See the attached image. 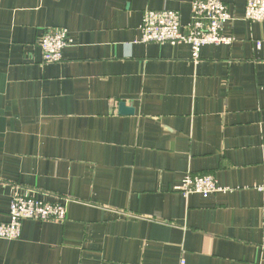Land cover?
Returning <instances> with one entry per match:
<instances>
[{
    "label": "crops",
    "instance_id": "obj_1",
    "mask_svg": "<svg viewBox=\"0 0 264 264\" xmlns=\"http://www.w3.org/2000/svg\"><path fill=\"white\" fill-rule=\"evenodd\" d=\"M192 0H0V222L13 192L66 199L0 264H264V22L221 0L229 44L142 43L146 9ZM72 43L43 63L38 37ZM132 108V113H123ZM190 173L223 190L184 197Z\"/></svg>",
    "mask_w": 264,
    "mask_h": 264
},
{
    "label": "built area",
    "instance_id": "obj_2",
    "mask_svg": "<svg viewBox=\"0 0 264 264\" xmlns=\"http://www.w3.org/2000/svg\"><path fill=\"white\" fill-rule=\"evenodd\" d=\"M243 17L249 22H264V0H245ZM232 16L228 6L221 0H192L189 19L180 20L176 10L146 9L142 12L140 24V42L170 44L185 43L191 50V59L200 58V48L206 44H229L231 36L223 34L225 22ZM43 63L59 62L63 49L72 43V38L63 27L44 29L38 37ZM184 197L191 193L208 196L223 190L211 173H190L182 177L174 188ZM264 191V184L259 187ZM66 199L47 201L37 196L36 192L21 193L15 190L11 196L6 222H0V239L17 240L21 235L24 220L58 221L66 217ZM179 264H184L181 259Z\"/></svg>",
    "mask_w": 264,
    "mask_h": 264
},
{
    "label": "water",
    "instance_id": "obj_3",
    "mask_svg": "<svg viewBox=\"0 0 264 264\" xmlns=\"http://www.w3.org/2000/svg\"><path fill=\"white\" fill-rule=\"evenodd\" d=\"M123 113H132V108H126L124 109Z\"/></svg>",
    "mask_w": 264,
    "mask_h": 264
}]
</instances>
